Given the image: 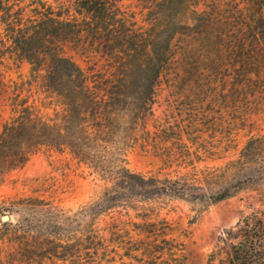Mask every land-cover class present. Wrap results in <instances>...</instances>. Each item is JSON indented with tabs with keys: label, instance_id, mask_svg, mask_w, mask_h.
<instances>
[{
	"label": "trees",
	"instance_id": "1",
	"mask_svg": "<svg viewBox=\"0 0 264 264\" xmlns=\"http://www.w3.org/2000/svg\"><path fill=\"white\" fill-rule=\"evenodd\" d=\"M126 1L0 0V93L10 100V115L0 123V179L41 150L68 153L110 186L94 214L117 207L142 218L135 229L145 233V246L127 250L141 248L147 264H163L157 261L164 253L171 261L166 264H187L182 242L168 237L169 224L153 203L173 198L205 208L264 184V137H250L219 165L200 166L198 157L190 158L181 130L162 126L154 103L174 37L205 32L206 5L202 0ZM226 53L239 58L233 68L249 80L242 55L248 48L238 43ZM8 61L26 62L28 79H5L1 66ZM210 79L217 86L223 81ZM135 144L160 159L158 171L127 168L126 152ZM48 204L26 197L10 202L25 214L0 222V252L6 247L0 264L80 258L92 263L102 240L92 233V243H84L83 237L63 232L61 210ZM5 208L0 205V211ZM227 234L234 240L227 264H264L263 211L246 216Z\"/></svg>",
	"mask_w": 264,
	"mask_h": 264
},
{
	"label": "rangeland",
	"instance_id": "2",
	"mask_svg": "<svg viewBox=\"0 0 264 264\" xmlns=\"http://www.w3.org/2000/svg\"><path fill=\"white\" fill-rule=\"evenodd\" d=\"M201 2L209 15L206 31L174 37L169 65L157 85L154 109L162 126L170 123L181 130L190 158L197 161L198 157L197 163L203 166L219 165L234 157L252 136L264 137V0ZM187 16L192 17V13ZM248 23H252L251 31ZM257 31V36H252ZM238 43L248 48L249 53L242 55L249 80L233 68L239 58L226 53ZM1 70L5 79L26 81L29 77L26 62L8 61ZM213 75L223 78L220 85L212 83ZM257 78L262 81L257 83ZM8 95L0 93V123L10 115ZM125 159L133 172H156L162 166L158 157L138 144L127 150ZM109 190V184L70 154L41 150L0 179V205L6 207L0 211V222L4 215L15 221L25 214L10 207L11 201L25 197L43 199L49 203L48 208L61 210L63 232L83 237L84 243H92V233L102 240L91 264H147L149 258L141 248L126 249L133 244L145 246L147 241L145 233L135 229L142 223L135 211L129 210V216L117 207L114 208L120 213L111 211L109 202V209L93 213L96 203ZM153 205L158 217L169 224L168 237L182 242L187 264H227L234 243L227 233L235 231L246 216L264 212V184L253 185L205 208L173 198L160 199ZM169 259L164 253L157 262H171ZM84 260H58L57 264H82Z\"/></svg>",
	"mask_w": 264,
	"mask_h": 264
},
{
	"label": "water",
	"instance_id": "3",
	"mask_svg": "<svg viewBox=\"0 0 264 264\" xmlns=\"http://www.w3.org/2000/svg\"><path fill=\"white\" fill-rule=\"evenodd\" d=\"M8 217L6 215L2 216L3 220H6Z\"/></svg>",
	"mask_w": 264,
	"mask_h": 264
}]
</instances>
